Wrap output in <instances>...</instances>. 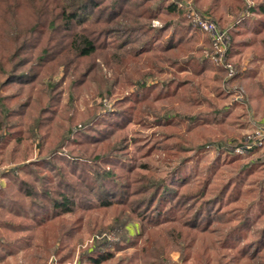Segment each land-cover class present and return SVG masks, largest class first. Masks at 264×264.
<instances>
[{"label": "trees", "instance_id": "16d2710c", "mask_svg": "<svg viewBox=\"0 0 264 264\" xmlns=\"http://www.w3.org/2000/svg\"><path fill=\"white\" fill-rule=\"evenodd\" d=\"M189 2L225 31L232 76L210 40L206 52L188 38L198 27L178 0H0V264L28 251L39 264H178L151 226L167 223L180 262L264 264V154L235 152L249 120L223 81L248 80L241 95L264 114V78L240 71L264 60V0ZM129 123L154 129L141 156L159 153L169 182L127 158Z\"/></svg>", "mask_w": 264, "mask_h": 264}, {"label": "rangeland", "instance_id": "374dc122", "mask_svg": "<svg viewBox=\"0 0 264 264\" xmlns=\"http://www.w3.org/2000/svg\"><path fill=\"white\" fill-rule=\"evenodd\" d=\"M178 1L181 3H185V4H190L189 0H178ZM185 11H186L185 13L187 15L188 8H185ZM193 12H195L194 9H193ZM224 12L226 14V12H227L226 8H225ZM230 23H232V17L227 16V14H226L225 23L223 25L226 26ZM153 24L155 26L160 25L159 21L158 22L153 21ZM188 38H194L196 40L197 45L203 46V48H205V51H206V48L208 47V44L206 43V41L209 40L208 39L209 37L205 31H202L200 29L192 30L190 33H188ZM159 44H161V41L158 42V45ZM241 55L242 56L244 55L245 60L249 59V57H250L249 54H246L245 52H242ZM247 68H251V69L253 68L258 72L255 80H257V78L260 76L262 78H264V60L259 59V60L252 62V63H248V62L243 63L241 65L240 71L242 69L246 70ZM105 73L108 75V72H105ZM211 74H212L211 72H207L205 75L210 76ZM57 77H59V75ZM226 77L227 76H225L224 78L226 79ZM152 80H154V79L148 78L147 82L152 81ZM223 81L225 82V83L223 82L225 91L226 92L228 91L227 93H229V100H228L227 104L230 105V104L236 103V107H234V109H236L239 112H243V111L245 112L244 118H242V120H245V119L249 120L248 126L246 129L234 131V133L236 134L235 137L237 138L239 136L241 137L243 134H250L252 132L251 129L253 128V125L262 122L261 119L264 117V114H263L262 109L259 110L258 100L251 99L250 101L247 102L245 95H241L245 92L244 91L246 88L245 86L246 85L248 86V80L239 81L238 79L237 80L234 79V80H229V81H227V80H223ZM226 89H228V90H226ZM95 101H96V103L102 102L107 110L111 109L112 100H107V99L101 98L100 96H96ZM148 120H149V122H151V118H149ZM206 128L207 129L205 130V134L207 135L208 138H211V139L212 138H219L217 136H219L220 133L216 129L215 125H210V126L207 125ZM153 130L154 129H152L151 127H144V125H141L140 123H138V124L137 123H129L127 125L126 133H127L128 144H129L128 145V151H127V158H129V159L132 158V160L134 159V165L138 166L137 168H139V171L141 174H146L148 170L141 167L140 164L147 163L149 168L156 170V174H158L159 176H163L166 179V181L169 182L171 177H170V173L168 172L169 170L167 168V164L164 162H161V159H160L161 156L159 153H157L156 151H153L151 154L149 153V156H148V153H145L143 156H141V154L150 145L149 142L152 138ZM225 138L230 140L231 137L226 136ZM212 150H213L212 148H209V150H208L209 152H211V153H209L211 155H212ZM260 154H264V146L259 148L258 152H256L254 154V156L256 155L258 157ZM3 168H5V166H3V167L0 166V171ZM2 182H4V179H0V183H2ZM253 212L255 213V210H253ZM103 217H104L103 218L104 221H105V219L107 220V212L106 211L104 212ZM151 226L159 229L160 231H162L165 234L167 241H168V244H169L168 247L171 250L170 251L171 252L170 253L171 260H173L174 262H177L178 264H190V262L184 263V262L179 261L180 250H181L182 244H178L174 241L173 236L171 234V230H172L171 224H169V223L163 224V225L151 224ZM128 230H129L130 234H135L136 231L139 230V222L136 220L131 221L128 224ZM86 238H87V236L85 237L84 240H86ZM38 255L39 254L37 252H34V251H28V252H23V253L20 252L16 258H10V264H39ZM46 264H52L51 258H50V260L47 261Z\"/></svg>", "mask_w": 264, "mask_h": 264}, {"label": "built area", "instance_id": "2783aa9c", "mask_svg": "<svg viewBox=\"0 0 264 264\" xmlns=\"http://www.w3.org/2000/svg\"><path fill=\"white\" fill-rule=\"evenodd\" d=\"M185 8H188L187 15L192 18L193 24L198 29L205 31L208 34L211 42L213 52L210 55V60L216 66H221L227 70V76H232L236 71L231 62L225 57L226 49V33L220 29L214 22L208 18L201 17L196 12H193L190 4H185ZM187 11V10H186ZM252 132L247 134L246 139L243 140V144L235 148V152L244 153L246 150H252L256 147L261 148L264 146V122L253 125Z\"/></svg>", "mask_w": 264, "mask_h": 264}]
</instances>
